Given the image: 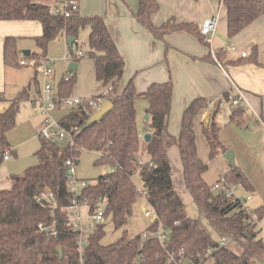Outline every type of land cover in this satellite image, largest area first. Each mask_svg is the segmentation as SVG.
I'll return each mask as SVG.
<instances>
[{"label": "trees", "instance_id": "1", "mask_svg": "<svg viewBox=\"0 0 264 264\" xmlns=\"http://www.w3.org/2000/svg\"><path fill=\"white\" fill-rule=\"evenodd\" d=\"M221 3L227 15L229 37L264 16V0H221ZM158 9L157 0H139V9L134 15L159 39L169 32L184 30L205 42L198 27L191 23L170 20L155 26L151 16ZM0 20H35L41 24V35L34 37L39 52L26 56L35 59L36 63L45 57L48 44L61 35L76 37L69 51L72 61H78L79 58L74 57V47L78 46L79 32L89 27L87 54L94 60L97 80L104 87H110L105 97L113 104L104 117L87 126L92 109L89 106L71 108L59 123L67 130L79 127L74 146L60 147L54 142L41 140V146L35 153L37 163L21 175H12L10 188L0 189V264H174L169 262L168 254L176 256L181 250L196 264H202L210 257L214 264H251V259L257 260L258 264L264 263L262 226L248 222L251 216L246 206L203 180L208 163L197 152L194 119L205 108V99L197 98L186 108L180 135L174 137L167 128L172 100L171 77L164 82L151 83L142 92L137 90L133 79L124 84L125 60L104 17H82L76 11L63 18L55 15L51 6L36 0H0ZM17 43L18 38L14 36L4 39L5 65L19 67L25 64L21 60L28 62V59L20 58ZM208 58L211 59L210 56ZM75 80L76 74L71 71L68 79L63 77L59 81L57 94L69 95ZM138 98L148 102L145 109L148 118L144 120V130L150 134L148 140L143 138L144 135L140 136L137 127L135 100ZM0 101H3L1 94ZM20 102L21 99L16 98L0 112V160L4 150L9 148L6 134L16 125ZM207 141L210 159L228 150L220 141L215 123L211 124ZM170 145L179 149L185 186L199 214L208 220L217 234L238 244L240 251L221 246L199 220L187 215L171 183L167 157ZM83 150L96 152V163L108 164L110 172L94 182H85L75 197L78 202L87 203L89 213L98 204L104 206L102 220L88 232L80 251L79 232L68 224L66 206L73 194L68 190L70 166L66 161H72L75 167ZM136 174L141 178L144 196L155 218L144 232L127 238V230L123 228L140 197L134 182ZM221 177L228 185L249 186L236 165H229ZM46 190L53 194V199L38 201L37 197ZM254 214L260 222L264 218V207L254 209ZM108 217L114 229H122V235L111 243L103 244L101 239L105 235ZM38 224L50 230L40 229ZM159 228L167 235L164 241L166 248L155 236ZM51 230L56 232L52 234ZM144 233L146 238L142 237ZM58 247H61L62 256Z\"/></svg>", "mask_w": 264, "mask_h": 264}, {"label": "crops", "instance_id": "2", "mask_svg": "<svg viewBox=\"0 0 264 264\" xmlns=\"http://www.w3.org/2000/svg\"><path fill=\"white\" fill-rule=\"evenodd\" d=\"M36 1L51 8L57 5L56 0ZM157 2L159 9L151 16L155 26L173 20L175 23H191L199 29L204 19L216 16L218 18L216 31L210 43L200 41L197 36L184 30L169 32L163 36V39L155 37L137 21L134 15L139 9V0H78L77 12L82 17H104L116 46L125 60L122 76L124 84L133 79L137 90L142 92L151 83L164 82L169 76L171 77L172 100L167 128L172 136L180 135L182 117L186 108L197 98L205 99V108L194 119L197 152L199 157L208 163L207 170L203 173V180L211 186L227 172L229 167L223 153H218L212 159L209 158L210 146L207 135L210 133L211 124L215 123L219 129L221 143L226 149L233 150L235 165L246 177L249 185L245 188L237 184L236 194L240 197L250 195V199L245 204L252 210L264 207V16L255 19L235 36L229 37L227 15L221 0H157ZM85 28H88L85 37L87 41L89 27ZM41 33V24L35 20H0L2 111L16 98H20L21 101H37L42 84L47 81L57 93L58 83L67 71L68 63L72 61L63 62L56 59L69 51L66 36L61 35L51 41L45 57L39 63L31 58L30 65L13 67L5 65L3 61V44L7 36L34 38ZM230 44L235 45L237 49L222 50V47ZM210 48L215 51L217 60L211 55ZM32 51L19 50L22 55L27 56L38 53L39 49L36 46V52ZM85 51L88 52V48ZM219 51L222 54H219ZM242 51L247 53L245 57L240 56ZM47 57L54 60L50 75L41 73L42 60ZM84 57L76 61L78 64L76 80L70 96L92 97L104 89L102 82L96 78L94 60ZM229 96L238 97L239 105L234 106ZM147 104L144 98L135 100L136 121L141 137L146 133L143 116L146 114ZM63 108L58 106L52 111L58 122L71 110ZM236 110L238 113H234ZM36 111L40 113L38 106ZM38 124L35 126L28 124L26 132L22 133L23 139L13 145L15 148L10 145L9 157L2 158L6 164L0 169L5 178L8 177V172L10 177L21 175L27 168L37 163L35 153L41 146V139L38 138V145L32 143L36 141L34 132L38 130ZM12 129L7 132L6 137ZM24 142H30L35 149L32 156L36 159V163L27 167H24L25 165L16 167L10 160L11 154L18 157V147ZM167 157L171 168L172 186L184 204L187 215L192 218L188 207L194 202L185 186L181 157L176 145L168 147ZM19 168H23L22 171L19 172ZM7 182L3 180L2 184ZM143 205L142 211L147 206L146 198ZM85 206L88 208V205ZM236 248L240 251L238 244L232 247L233 250Z\"/></svg>", "mask_w": 264, "mask_h": 264}, {"label": "built area", "instance_id": "3", "mask_svg": "<svg viewBox=\"0 0 264 264\" xmlns=\"http://www.w3.org/2000/svg\"><path fill=\"white\" fill-rule=\"evenodd\" d=\"M57 5L53 6L52 12L55 15L62 16L63 18H68L71 15H73L74 12L78 11V0H56ZM217 20L218 18L216 16L208 17L203 20L199 27V32L203 36L204 40L206 42L210 43V40L212 36L214 35L216 31V26H217ZM231 50H236L235 45L230 46ZM225 50V49H222ZM210 53L213 56L214 59H216L215 56V51L210 48ZM246 52L242 51L240 52L241 57L246 56ZM88 56L87 52H82L80 49H77L75 52L74 57L76 59L80 57ZM69 60H74L73 56H69ZM217 60V59H216ZM54 60L50 57L44 58L42 60L43 66V73L45 75H50L52 74V68L50 67L51 64H53ZM21 63L24 64L26 61L21 60ZM71 71H66L64 78L68 79L70 76ZM110 87L106 86L104 89L97 94L94 97H87V98H82L78 96H60L58 95L51 84L49 83H43L41 87V94L38 98L37 106L40 111V113L44 116L43 120V125L41 126L39 130V138L42 141L46 142H53L54 140H61L63 138H67L68 144L73 147L74 146V137L76 134L79 132V127H73L69 130H67L65 127H62L60 123L53 119L50 116V113L56 109L58 106L64 107V108H85L86 106H89L92 109V114L96 112L100 106L106 101V94L108 93ZM231 102L233 105L238 106L239 105V98L238 97H233L229 96ZM0 111H2L1 106H0ZM91 114V115H92ZM9 151L10 148H6L2 154L3 159H7L9 157ZM66 164L70 166V169L72 171L71 175L68 174V190L73 194V198H71L70 203L66 206V210L68 212V224L71 226V228L75 231L79 232V239H78V244H79V250L81 251L83 246H84V240L86 236L88 235V232H85L84 226L82 225V215L79 211L80 205H87L86 202L80 203L76 200V196L79 194L80 190L76 188L75 182L72 185L71 183V178L73 175V170L74 166L72 161L67 160ZM105 181V180H104ZM85 185V181L81 182V187ZM213 188L226 194L228 197H230L234 201H239L240 204H242L244 207H247V212L250 214L251 218L248 220L249 223L255 222L257 224H260V222L257 220L254 210L250 209L245 203L247 200L250 199V195H245V196H238L236 194V185H228L225 184L224 178L221 177L217 181L213 183ZM140 195L144 194L143 188L140 190L138 188ZM145 197V196H144ZM41 199H44L46 201H51L53 199V194L49 191L46 190L42 192L38 197L37 200L41 201ZM147 207V208H146ZM144 209H143V214L148 217L150 216L152 220L155 218V213L153 209L147 204ZM104 214V206L102 204H98L95 206L94 210L92 213H89L88 210V217L91 220V223L88 224V231L90 232L94 226L99 223ZM151 220V221H152ZM38 227L40 229H49V227H44L42 224H38ZM263 232L261 236L264 239V227ZM56 231L51 230L50 233L54 234ZM156 238L160 241L161 245L163 248H166L165 240L167 239V235L164 232H161V229L159 228L155 232ZM143 238H146L147 235L144 233L142 235ZM226 237H221L219 244L221 246H226L228 242H230ZM169 256V262H173L174 264H196L190 257H186L184 255V252L181 250L176 256L173 255L172 253L168 254Z\"/></svg>", "mask_w": 264, "mask_h": 264}, {"label": "rangeland", "instance_id": "4", "mask_svg": "<svg viewBox=\"0 0 264 264\" xmlns=\"http://www.w3.org/2000/svg\"><path fill=\"white\" fill-rule=\"evenodd\" d=\"M17 21H27V20H17ZM88 28H84L83 30L80 31L78 35V40H77V47H74V52H76L77 49H80L82 52H86L85 49L87 50L88 45L87 41L85 40V37L87 35ZM18 38V50L23 52L24 50H33L32 52H36V46L34 43V38L31 37H26V38H21L20 36H17ZM232 44L222 47L223 49L227 50L230 49V46ZM25 47V48H23ZM35 50V51H34ZM20 58L28 59V61L25 65H30L31 64V58H27L26 56L22 55L20 52ZM67 56H71L70 51L67 50V52L62 56L56 58L60 61H65L69 60ZM84 58H89V57H84ZM80 59H83L80 57ZM52 65L50 67L52 68ZM22 66V67H23ZM53 69V68H52ZM42 67H41V73H42ZM47 83H50L47 81ZM51 84V83H50ZM36 100H31V101H26L22 100L19 105L18 113L16 115V125L12 129V131L9 132L7 136V142L10 147L13 146L15 143L21 141L23 139L22 133L26 132V129L28 127V124L35 126L37 123L38 125V130H35V140L33 141L32 145L37 143L36 145L39 144V130L41 126L43 125V120L44 116H42L39 112L36 111V106H37ZM63 108V107H62ZM65 110L71 109V108H63ZM144 114V118H145ZM50 116L56 120V116L54 113H50ZM29 122V123H28ZM37 131V132H36ZM13 132V133H12ZM60 147H66L68 145V140L67 138H63L61 140L57 139L53 141ZM14 147V146H13ZM37 147V146H36ZM15 148V147H14ZM1 150V146H0ZM34 148L31 146L30 142H24L22 145L18 147V154L19 156H13L11 154V162L12 165L18 166V165H25L24 167L33 165L36 163V159L32 156V153L34 152ZM98 158V154L94 151H89V150H83L78 158V163L75 164L74 170H73V175L71 178V183L72 185L75 182L76 188L78 190H81V182L82 181H88V182H94L98 177L101 175H105L110 172V166L105 163H96V159ZM4 164H6V161H3L1 159L0 161V167H2ZM23 168H19V172L22 171ZM8 177L5 178V176L2 175L1 169H0V189H5L9 188L12 185V179L9 176V172L7 173ZM6 180L8 181L6 184H2V181ZM134 182L137 187L142 190V182L141 178L139 175L134 176ZM144 194H141L140 197L137 199V202L134 204L133 207V212L132 215L128 218L127 223L123 229L127 230V238H130L136 234L142 233L145 231L146 227L149 225L151 222L152 218L150 216L146 217L143 214L142 208L144 207L143 202H144ZM249 202V201H248ZM147 208V207H146ZM87 207L85 205H82L80 208V213L82 215V225L84 226L85 232L88 231V224L91 223L90 218L87 215ZM188 211L190 212V215H192V219H197L199 220L203 227L207 230V232L212 236L213 239L216 241H220L221 236L217 234L212 226L209 224L208 220L204 218L202 215H200L196 209L195 204H192L191 206L188 207ZM260 225L264 227V218L260 221ZM104 231L105 235L101 239V242L103 244H108L113 241H115L117 238H119L122 235V229H114L110 217H108L105 220V226H104ZM236 243L234 241H230L227 243L226 247L232 249L233 246H235ZM233 250V249H232ZM238 252L239 250L236 248L234 250ZM251 264H258L257 260L251 259L250 260ZM202 264H213V259L210 257L206 261H204Z\"/></svg>", "mask_w": 264, "mask_h": 264}, {"label": "water", "instance_id": "5", "mask_svg": "<svg viewBox=\"0 0 264 264\" xmlns=\"http://www.w3.org/2000/svg\"><path fill=\"white\" fill-rule=\"evenodd\" d=\"M66 43L69 47V49L72 48V45H73V42L76 40V37L74 36H71V35H68L66 36ZM77 62L76 61H70L68 63V66H67V71H72L73 73H76V70H77ZM113 108V104L111 101L109 100H106L101 106L100 108L94 112L88 119L87 123L85 126H87L88 124H92L94 122H97L99 121L102 117H104L111 109ZM148 118V114L145 115V119ZM150 137V134L149 133H145L144 134V139L145 140H148ZM223 157L227 160V163L230 165V166H233L235 165V162H234V152L233 150L231 149H228L226 150L224 153H223ZM72 171L69 170L68 171V174L71 175ZM58 252H59V255L62 256V250H61V247H58ZM264 264V263H263Z\"/></svg>", "mask_w": 264, "mask_h": 264}]
</instances>
